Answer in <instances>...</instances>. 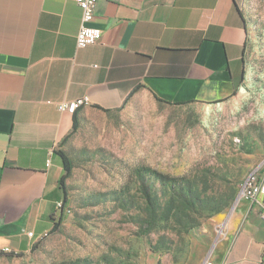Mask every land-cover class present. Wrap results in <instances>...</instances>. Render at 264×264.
<instances>
[{
    "label": "crops",
    "instance_id": "obj_1",
    "mask_svg": "<svg viewBox=\"0 0 264 264\" xmlns=\"http://www.w3.org/2000/svg\"><path fill=\"white\" fill-rule=\"evenodd\" d=\"M243 1L99 0L92 25L103 36L79 49L76 0H0V252H29L60 220L57 152L75 118L61 104L87 99L85 108L113 112L139 93L171 105L237 96ZM261 214L241 198L200 264H264Z\"/></svg>",
    "mask_w": 264,
    "mask_h": 264
},
{
    "label": "rangeland",
    "instance_id": "obj_2",
    "mask_svg": "<svg viewBox=\"0 0 264 264\" xmlns=\"http://www.w3.org/2000/svg\"><path fill=\"white\" fill-rule=\"evenodd\" d=\"M241 7L247 73L237 96L171 105L139 93L118 111L82 107L78 131L61 147L74 168L59 230L27 253L0 256V264L206 259L246 178L264 177V0Z\"/></svg>",
    "mask_w": 264,
    "mask_h": 264
},
{
    "label": "built area",
    "instance_id": "obj_3",
    "mask_svg": "<svg viewBox=\"0 0 264 264\" xmlns=\"http://www.w3.org/2000/svg\"><path fill=\"white\" fill-rule=\"evenodd\" d=\"M99 0H76L82 10V25L77 35V47L85 49L99 42L103 36L100 28L94 27L92 24L96 18L97 3ZM88 104L87 99H80L74 102L61 104L59 109L62 111L75 114L81 107ZM50 165V161L48 162ZM240 198H245L253 204H257L262 209V219L264 220V177H261L258 171L252 172L245 180ZM62 203H58L56 210L59 212ZM34 233L30 232L28 236L33 238ZM203 264H212L208 259Z\"/></svg>",
    "mask_w": 264,
    "mask_h": 264
},
{
    "label": "trees",
    "instance_id": "obj_4",
    "mask_svg": "<svg viewBox=\"0 0 264 264\" xmlns=\"http://www.w3.org/2000/svg\"><path fill=\"white\" fill-rule=\"evenodd\" d=\"M189 104V103H187ZM178 105H184V104H178ZM80 110H78L76 113H75V118H74V127H73V131L71 132L70 135L76 133L79 129V123H78V113H79ZM103 112H110V111H107V110H102ZM70 135L68 137H70ZM68 137L65 139V141L68 139ZM57 154L59 155L60 159H61V162H62V167H63V170H64V174L63 176L61 177L60 179V192H61V203H62V208L60 209L59 211V214H60V220L57 224H55L52 232L55 233L59 230V227H60V224H61V216L64 214V211H65V208H66V204L68 202V189H67V179L72 175V172H73V161L72 159L70 158V156L63 150H59L57 152ZM151 197L150 196H146V200L149 204V206L151 205ZM57 211V210H56ZM58 212V211H57ZM48 235V234H46ZM4 254H15L17 255V253H14V252H11V251H5L3 250L2 252H0V256L4 255Z\"/></svg>",
    "mask_w": 264,
    "mask_h": 264
},
{
    "label": "bare ground",
    "instance_id": "obj_5",
    "mask_svg": "<svg viewBox=\"0 0 264 264\" xmlns=\"http://www.w3.org/2000/svg\"><path fill=\"white\" fill-rule=\"evenodd\" d=\"M47 236V235H46ZM33 237H34V235H33ZM6 251H9V249H7Z\"/></svg>",
    "mask_w": 264,
    "mask_h": 264
},
{
    "label": "water",
    "instance_id": "obj_6",
    "mask_svg": "<svg viewBox=\"0 0 264 264\" xmlns=\"http://www.w3.org/2000/svg\"><path fill=\"white\" fill-rule=\"evenodd\" d=\"M215 244H216V243H215ZM215 244H214V246H215ZM214 246H213V247H214ZM213 247H212V248H213Z\"/></svg>",
    "mask_w": 264,
    "mask_h": 264
}]
</instances>
